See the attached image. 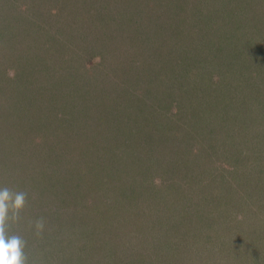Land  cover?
Returning <instances> with one entry per match:
<instances>
[{
	"label": "rangeland",
	"instance_id": "1",
	"mask_svg": "<svg viewBox=\"0 0 264 264\" xmlns=\"http://www.w3.org/2000/svg\"><path fill=\"white\" fill-rule=\"evenodd\" d=\"M227 17L264 44V0H0V187L27 194L6 224L26 264H264V97L214 119L231 96L200 53Z\"/></svg>",
	"mask_w": 264,
	"mask_h": 264
},
{
	"label": "trees",
	"instance_id": "2",
	"mask_svg": "<svg viewBox=\"0 0 264 264\" xmlns=\"http://www.w3.org/2000/svg\"><path fill=\"white\" fill-rule=\"evenodd\" d=\"M227 15H229L231 18L234 17V15L231 12H229ZM225 20L223 21L222 25L227 26L228 28L230 26L231 27V30H230L231 33L228 32L227 28H223V31H225L224 38H223L224 40H222L221 42L218 40V42H220V43H217L215 46L210 47L208 49V51L200 48V50H201L200 53H202L204 58H207V61H203L204 62L203 65L208 63L209 66L206 68L212 67L214 69L213 75H215V74L217 75V76H214V78L212 76L209 77L208 79L206 78V81L210 82L212 85L216 84L218 87L221 88V90H223V91L225 90V92L231 96V97L229 96L230 97L229 100L225 99L227 102L225 104V107L227 108L225 110V112L218 110L217 113L216 112L214 113V119H218L219 117L228 116L229 115L228 112H229L230 108H234V111L236 112V114L246 113L249 110V108L247 107V105L249 104V102H247L248 97H250L252 99V101H250V102H254L255 97L256 98H261L262 96L264 97V94H262V91L264 90V88H263V86L258 85L259 82L261 84H264V75H261L262 73H264V44H262V45L258 44V40L256 38H253V37H252L253 39L251 41H249L248 43L244 42L242 38H240L239 36H237L235 34L237 28L240 25H242L241 21H237L239 26L237 27V25H236V28H235L233 24L229 25V23H230L229 17H227V19H225ZM196 29H197V27H196ZM197 31H198V29H197ZM232 32H233V35H232ZM208 33H210V32H208ZM255 53L258 54V56L256 58H252L253 54H255ZM253 62L255 63V66H256L254 68L252 67ZM241 65H242V68H241ZM233 72L234 73L236 72L235 73L236 77L234 76ZM211 75H212V73H211ZM250 80H254L253 85H250ZM235 82H238V83H235ZM177 84H179V83H177ZM246 91H248L250 93H247ZM41 93H43L42 89H41ZM246 95H248V96H246ZM103 104H104L105 108H103L102 110L100 109V111H96L94 113L95 116L96 115L100 116L99 114H101L104 116V119L105 118L107 119L108 117L113 118L114 112L112 110L114 108L111 109L109 107V105L112 104V102L103 103ZM105 104H107V105H105ZM259 114H260V111H258V114H256L254 119H253L255 122L259 121V119H258ZM196 119H197V115H196ZM201 122L202 121H200V123ZM218 135L222 136V138L220 136H218L219 138H217L220 142L219 145H221V144L226 145L225 141L227 140L228 137H231L232 138L231 144H233V147L236 148L238 138L232 137L233 134L228 133V132L224 133V129H222L220 132H218ZM258 135H259V133H257L255 135V137H257ZM221 139H223V141H221ZM260 140H264V135L262 136V139H260ZM240 145H241V143H240ZM135 148H138V147H135ZM164 150L168 151L167 148H164ZM140 152H141V149H140ZM233 152H234V150L232 149V153ZM223 153H224V151H223ZM239 154L242 155L243 153L239 152ZM106 161L109 162V160H106ZM122 162H123V158H122L120 164ZM125 163H126L125 168H127L130 164H128L127 160H125ZM122 170L123 169H121L119 167L117 168V171L122 172ZM144 174H145V171H144ZM123 189L125 190V188H123ZM94 190H96V189H94ZM131 190H132V194H131L132 198H130V201H134L133 196H136V194H137L136 188L133 187V188H131ZM96 191H98V189ZM184 192L185 191H183V192L180 191L179 197L177 198L176 202H179V201L182 202V198H180V195L183 194ZM89 193H91V192H89ZM116 194H118L117 202L120 203L123 199L127 200V199H125L126 197L123 196V193H119L117 191ZM97 197L102 198V201L100 203L105 206V209L103 211L98 210L99 213L96 212L95 214L100 215V218L103 215V224L105 223L107 225L109 223L110 225L113 226L112 228H114L113 220H114L115 216L113 215L114 211L111 209L113 207L109 204L110 196L106 195V193H104V195H102L101 193L99 195L97 193ZM111 200H112V198H111ZM216 202L217 201L214 199V203H216ZM115 210L117 211V213L119 210V212L121 214L124 211V206H117V208ZM115 215H117V214H115ZM190 215H191V212H189V213L183 212V214L181 216L182 220H183L182 223L185 227L187 226V228L192 227L191 222L188 220V216H190ZM189 218H191V217H189ZM105 220H106V222H104ZM105 224H104V226H105ZM88 229H91V228H88ZM192 231H193V229L190 230L189 232L191 233ZM194 232H195V230H194Z\"/></svg>",
	"mask_w": 264,
	"mask_h": 264
},
{
	"label": "clouds",
	"instance_id": "3",
	"mask_svg": "<svg viewBox=\"0 0 264 264\" xmlns=\"http://www.w3.org/2000/svg\"><path fill=\"white\" fill-rule=\"evenodd\" d=\"M27 194L12 192L8 187H0V264H26L25 241L18 235L7 236L6 224L11 213L18 219L26 203ZM41 225L38 224V227Z\"/></svg>",
	"mask_w": 264,
	"mask_h": 264
}]
</instances>
